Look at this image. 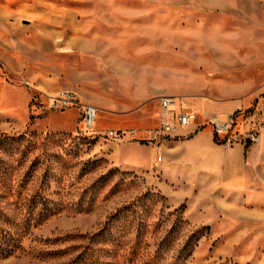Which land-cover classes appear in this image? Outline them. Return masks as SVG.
Segmentation results:
<instances>
[{
    "label": "rangeland",
    "instance_id": "374dc122",
    "mask_svg": "<svg viewBox=\"0 0 264 264\" xmlns=\"http://www.w3.org/2000/svg\"><path fill=\"white\" fill-rule=\"evenodd\" d=\"M0 10L19 13L37 32L36 54L0 60V137L24 136L29 144L26 151L0 152V223L19 227L16 233L29 224L19 233L22 250L0 264H66L88 244L75 236L98 232L117 212L126 216L114 225L126 232L127 246L110 259L97 252L102 260L144 264L166 239V264L195 231L209 227L189 264H264V0H0ZM62 32L146 38L127 56L128 76H115L121 94L110 93L111 105L98 108L94 131L87 130L82 107L52 101L66 92L81 104L86 94L106 96L102 85L85 93L73 86L90 66L78 54L64 56ZM120 71L112 67L113 74ZM157 87L162 94L142 108L127 98ZM234 90L255 94L234 114L236 131L259 137L241 144L260 148L254 190L237 197L216 190L189 209V199L180 196L174 206L156 178L126 166H149L155 136L150 140L145 130L160 129V98L195 108L193 95L214 99ZM110 131L125 139L110 138ZM183 208L184 223L176 222L171 213ZM135 244L139 253L130 261Z\"/></svg>",
    "mask_w": 264,
    "mask_h": 264
},
{
    "label": "crops",
    "instance_id": "0c3cea01",
    "mask_svg": "<svg viewBox=\"0 0 264 264\" xmlns=\"http://www.w3.org/2000/svg\"><path fill=\"white\" fill-rule=\"evenodd\" d=\"M36 33L23 24L19 13L10 14L0 10V60L5 61L7 54H36ZM61 39L65 57L71 53L78 54L90 66L86 68L89 73L73 86H82L84 90H80L85 93L89 92V87L96 89L102 85L101 89L106 94L104 98L86 94L87 100L82 101L81 96L80 101L104 109L105 105H111L110 93L121 94L117 90L115 76L124 79L128 76L126 69L133 63L129 58L127 60V56L136 46H144L146 38L143 32H62ZM112 67L120 68L121 71L113 74ZM67 78L70 80L69 75ZM162 92L159 87L146 88L127 97L126 92L122 91L121 99L127 97L133 105L138 104L142 108ZM243 95L234 90L214 99L191 96L199 120L190 128L177 130L170 138L150 143L152 156L148 167L137 164L126 166L146 172L151 180L156 178L155 185L174 206L181 203L180 196L184 198L182 200L189 199V209L198 205L197 199H204L216 190L235 197L241 191L254 190L255 173L261 165L260 148L256 146L248 149L241 144L226 148L217 143L211 130L202 129L205 114L219 117L233 115L245 108L255 94L248 98ZM145 132L152 136L150 140L156 134V131ZM159 157H162L161 162L158 161Z\"/></svg>",
    "mask_w": 264,
    "mask_h": 264
},
{
    "label": "trees",
    "instance_id": "16d2710c",
    "mask_svg": "<svg viewBox=\"0 0 264 264\" xmlns=\"http://www.w3.org/2000/svg\"><path fill=\"white\" fill-rule=\"evenodd\" d=\"M27 139L24 136L19 137H9L3 136L0 137V152H18L23 148L26 151V146L28 147ZM26 143V145H24ZM25 151L23 153H25ZM1 160V159H0ZM184 208L176 209L171 216L175 217L176 222L184 223L183 220ZM2 215L0 214V219ZM122 217H126L122 212H117L112 215L108 221L98 230V232L92 235H76L78 239L88 240V244L85 245L83 251H79L73 258L66 264H115L112 260H102L99 255L106 256L107 258L114 257L116 254V249L120 247V245H126L124 243V235L126 232H120L118 227L114 224L119 222ZM4 223V220H3ZM6 224L0 223V258H6L13 256L22 250V246L20 243L19 233H23L27 231V226L29 224H25L24 228H20L21 232H13L16 231L19 227H6ZM176 227L174 226L173 229ZM122 231V230H121ZM141 228L139 232H141ZM210 228L205 227L203 229H199L195 231L188 239V241L183 245L181 250L172 257L171 261L166 264H189V260L193 255L194 249L197 246V243L209 234ZM72 235L67 236L66 238H70ZM121 240V241H120ZM123 241V242H122ZM127 242V241H126ZM117 246V247H116ZM167 240L163 239L162 243L159 245L157 251L153 255L152 258L148 259V261L144 262V264H162L163 263V252L166 249ZM77 247V246H75ZM74 247V248H75ZM82 247V246H80ZM123 249V248H121ZM130 261L137 257L139 253V246L135 244L133 247H130ZM97 252L99 255H97ZM60 253V251L58 252ZM66 253V250L62 251V255ZM218 264H235L230 260L222 261Z\"/></svg>",
    "mask_w": 264,
    "mask_h": 264
},
{
    "label": "built area",
    "instance_id": "2783aa9c",
    "mask_svg": "<svg viewBox=\"0 0 264 264\" xmlns=\"http://www.w3.org/2000/svg\"><path fill=\"white\" fill-rule=\"evenodd\" d=\"M52 101L58 107L62 108L70 106L82 107L84 109L83 120L87 130H95L99 112L98 108L91 105L81 104L79 100L69 92L60 94ZM159 105L161 109V125L159 131L156 132L153 142L171 137L177 130L190 128L197 121L196 111L192 107L184 104L180 99L174 97H162L159 100ZM235 125L236 120L234 114L226 117L205 114L202 129L209 128L213 132L217 143L226 148L258 141V136L254 134H246L236 131ZM131 134L132 136L135 135V133ZM108 135L110 138L118 141H123L125 139V133L123 132L110 131ZM158 161L161 162L162 157H159Z\"/></svg>",
    "mask_w": 264,
    "mask_h": 264
}]
</instances>
